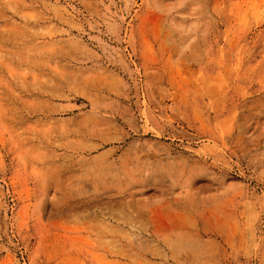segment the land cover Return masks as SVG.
<instances>
[{"label": "rangeland", "instance_id": "rangeland-1", "mask_svg": "<svg viewBox=\"0 0 264 264\" xmlns=\"http://www.w3.org/2000/svg\"><path fill=\"white\" fill-rule=\"evenodd\" d=\"M0 264H264V0H0Z\"/></svg>", "mask_w": 264, "mask_h": 264}]
</instances>
